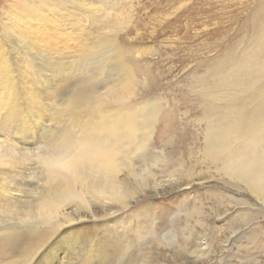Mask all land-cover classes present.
<instances>
[{"label":"rangeland","instance_id":"obj_1","mask_svg":"<svg viewBox=\"0 0 264 264\" xmlns=\"http://www.w3.org/2000/svg\"><path fill=\"white\" fill-rule=\"evenodd\" d=\"M27 18L49 20L53 42L73 48L68 59L45 60L49 70L68 74L52 109L58 121L39 132L38 152L16 153L33 163L35 185L55 151L44 145L49 138L106 137L89 126L90 114L77 118L76 111L101 99L112 121L138 120L135 131L120 129L109 140L120 152L119 170L100 189L102 199L114 196L107 241L114 235L120 251L86 264H264V147L248 142L264 128V104L256 116L264 60L260 74L232 80L256 61L245 59L238 70V60L256 46L264 53V0H0V40L16 37L12 21ZM131 73L136 82L119 113L117 93ZM72 100L79 127L70 129ZM237 108L256 120L241 138L232 132ZM102 219L90 224L97 229ZM30 222L17 227L33 229Z\"/></svg>","mask_w":264,"mask_h":264},{"label":"bare ground","instance_id":"obj_2","mask_svg":"<svg viewBox=\"0 0 264 264\" xmlns=\"http://www.w3.org/2000/svg\"><path fill=\"white\" fill-rule=\"evenodd\" d=\"M12 22L16 37L6 35L5 43L0 40V264H86L95 257L112 260L120 251L114 235H111L113 241H107V231H114L109 224L112 216L115 217L110 211L114 206L108 205L114 196L102 199L100 189L117 177L118 174H113L119 170L121 155L109 140L115 139L120 129L135 131L138 120L131 118L122 124L112 121L106 110L109 106L101 99L90 104L89 108L85 106V109L76 111L77 118L90 114L89 126L98 134L105 133L106 137L90 140L83 135L71 142L64 133L63 137L49 138L48 144L44 145L55 147V151L43 164L40 160L42 177L38 186L35 185L31 172H28L35 170L33 163L25 165L16 153L38 152L36 149L43 147L39 132L48 133L47 128L53 121H58L52 109L57 102L60 77L67 79L68 74L55 72L54 68L49 70L45 60L68 59L73 48L65 51L58 47L60 44L53 42L56 30L47 19L27 18ZM252 58L256 61L249 64V69L235 73L232 79L235 83L241 74L256 76L263 70L259 65L261 59L264 60V53L258 46L246 58L236 62L238 70L244 66L245 59L252 61ZM135 82L133 73L121 81L122 88L117 93L119 113L125 111ZM263 104L257 107L256 116ZM67 109L69 128H78L79 125L73 123V100L67 104ZM246 114L243 108L232 111V132L237 138L248 133L256 122ZM255 133L248 142L264 147V128ZM237 164L249 173L244 162ZM250 175L254 177L253 173ZM114 183L122 190L119 180ZM39 190L42 192L38 201L25 205L24 202ZM48 191L50 197L45 196ZM88 191L92 193L85 197L84 193ZM43 193L45 198H42ZM97 202L106 204V208L99 209ZM97 218L106 220L102 219V225L96 229L94 225L101 223ZM23 220L34 224L33 229L18 228V222Z\"/></svg>","mask_w":264,"mask_h":264}]
</instances>
